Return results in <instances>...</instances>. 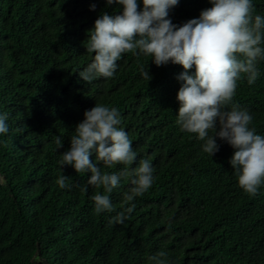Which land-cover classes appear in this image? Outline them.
Listing matches in <instances>:
<instances>
[{
    "label": "trees",
    "instance_id": "obj_1",
    "mask_svg": "<svg viewBox=\"0 0 264 264\" xmlns=\"http://www.w3.org/2000/svg\"><path fill=\"white\" fill-rule=\"evenodd\" d=\"M252 2L253 14L264 17V0ZM209 7L208 0H180L169 18L182 25ZM120 10L106 0H0V115L9 127L0 134V264H156L150 258L160 251L165 264H264V185L249 196L227 142L217 137L211 157L197 134L181 130L182 66L157 67L150 56L125 53L113 77L88 83L79 76L94 60L86 48L95 20ZM257 68L253 84L246 75L237 81L226 107L248 110L250 128L264 136V60ZM95 104L118 109L137 153L131 167L144 159L154 168L152 187L127 204L132 178L121 180L108 194L112 213L94 211L92 196L105 192L88 184L90 173L58 163ZM92 160L102 173L124 167ZM60 175L69 187L58 186ZM132 203L124 223H109Z\"/></svg>",
    "mask_w": 264,
    "mask_h": 264
},
{
    "label": "clouds",
    "instance_id": "obj_2",
    "mask_svg": "<svg viewBox=\"0 0 264 264\" xmlns=\"http://www.w3.org/2000/svg\"><path fill=\"white\" fill-rule=\"evenodd\" d=\"M180 0H106V4L120 6L116 14L102 13L89 31L87 52L94 60L79 73L85 82L97 78H111L117 62L125 53L150 56L157 66L169 62L182 66L177 77L182 84L177 93L179 102L177 123L182 131L197 134L204 141L203 151L211 157L219 151L217 137L227 142L234 153L230 164L235 170L239 187L255 197L264 185V136L250 128L253 117L248 110L229 105L236 95L237 81L246 75L249 85L259 75L258 61L264 60V17L254 15L252 0H208L211 7L203 9L198 18L176 25L169 12ZM95 10V5L91 6ZM195 68V72L191 70ZM143 78L150 81L148 68ZM227 108V110H224ZM7 114L0 115V134L9 131ZM217 122L219 129L217 130ZM120 113L115 107L95 104L84 112V119L74 129L70 148L58 161L71 166L75 173H90L88 184L101 186L105 194L92 196L94 211H116L108 195L120 185L122 179H131L132 187L124 194V201H134L153 185L154 168L150 160H140L138 167L131 166L137 159L132 141L120 127ZM212 131L214 134L209 135ZM57 148L63 147L60 137ZM95 161L108 168L124 165L115 173L101 171ZM68 176L60 175L56 181L61 189L69 187ZM85 191L87 189H84ZM135 208L130 207L112 217L109 223H124ZM166 253L158 252L150 259H160Z\"/></svg>",
    "mask_w": 264,
    "mask_h": 264
},
{
    "label": "water",
    "instance_id": "obj_3",
    "mask_svg": "<svg viewBox=\"0 0 264 264\" xmlns=\"http://www.w3.org/2000/svg\"><path fill=\"white\" fill-rule=\"evenodd\" d=\"M2 181V177L0 176V182Z\"/></svg>",
    "mask_w": 264,
    "mask_h": 264
}]
</instances>
